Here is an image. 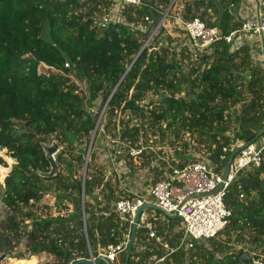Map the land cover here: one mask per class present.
I'll use <instances>...</instances> for the list:
<instances>
[{"label": "trees", "instance_id": "16d2710c", "mask_svg": "<svg viewBox=\"0 0 264 264\" xmlns=\"http://www.w3.org/2000/svg\"><path fill=\"white\" fill-rule=\"evenodd\" d=\"M171 1L142 0V6L122 10L126 23H111L100 29L94 26L93 18L107 13L114 0H0V146L15 160L4 185L0 183V205L5 211L0 219V256L9 254L14 258L9 264L40 262L14 253L22 243L33 255L48 253L56 258L54 264H71L89 260L91 255L98 257L107 246L130 238V225L114 211L116 189L103 174L90 173L95 167V155L87 163L84 180L69 177L63 181L57 175L43 178L37 173L50 170L40 145L50 136L63 137L68 147L80 152L74 157L78 165L85 164L87 150L82 142L97 132L99 112L89 111L96 100L105 105L109 120L118 111L140 120L139 125L132 124L134 118L130 117L120 121L117 136L130 150L143 148L141 138L147 136L148 126L155 136L159 134L160 142L165 132H170L172 142L180 134L197 133L199 149L204 148L208 161L218 164L220 170L230 154L224 153V148H231L238 139H253L264 127L263 69L252 63L248 46L231 51V46L221 41L192 60L186 50L178 53L172 45L174 39L167 36L165 43L157 42V50L153 46L140 52L151 26L159 22L163 16L160 12ZM243 2L186 0L184 18L199 17L209 27L228 35L242 24L238 11ZM145 16L150 17L151 25L141 31L136 27ZM162 32L163 29L159 39ZM66 63L70 68H65ZM40 65H45L47 71L39 72ZM247 72L250 78L244 77ZM160 89L164 99L152 101L151 110L145 111L141 103L149 93L159 97ZM248 96L250 100L246 102ZM238 105L241 112L234 113L235 132L231 137L226 114ZM142 120L149 125L146 127ZM107 126L106 123L104 127ZM148 140L144 141L146 146ZM182 146L184 153L174 154L184 157L179 167L193 158L189 142ZM222 155L226 157L224 161L220 160ZM0 165L6 166L1 158ZM66 168L71 172L72 163H66ZM155 175L152 184L163 178V172L155 169ZM54 180L59 182L48 184ZM99 188L101 192L97 194ZM44 194H53L56 206H64L67 213L34 217L26 208L39 204ZM240 194L244 195L242 199ZM224 202L231 210L224 229L227 235L248 229L253 236V247L248 252H264V163L238 175ZM177 225L169 219L163 239L172 249L181 236V232H175ZM146 231L137 229L128 264H154L167 255L163 246L145 236ZM215 238L207 240L212 243L210 251L202 241H196L193 257H206L203 264H244L241 257L247 253L245 250L236 251L229 241L216 243ZM170 262L197 264L184 250L166 256L164 264Z\"/></svg>", "mask_w": 264, "mask_h": 264}, {"label": "built area", "instance_id": "2783aa9c", "mask_svg": "<svg viewBox=\"0 0 264 264\" xmlns=\"http://www.w3.org/2000/svg\"><path fill=\"white\" fill-rule=\"evenodd\" d=\"M179 1L172 0L168 8L160 12L163 15V21L175 23L176 28L180 31L177 39L173 38L172 44L178 53L186 50V53L192 56V60H197L199 55L208 53L221 41L231 46V51L243 46H248L251 51L250 40L255 39L262 49L263 62L260 66L264 71V0H244L238 11L242 24L228 35H223L217 27H209L199 17L186 20L184 18L185 3ZM247 3L250 6H247ZM142 5V0H114V5L107 13L94 16L93 24L97 28L105 29L111 23H126L122 16V10L127 6L140 7ZM150 24V17L145 16L142 23L136 28L146 31ZM244 38L247 41H244ZM143 47L145 48L146 45L144 44ZM64 66L70 68L69 63ZM43 67L48 69L45 65ZM70 77L73 78L74 75H70ZM236 146L240 145L234 144L231 148H224L223 152H231ZM119 152L117 151V153ZM139 153L141 150L131 149L130 151L132 155ZM225 158V155H222L220 160L224 161ZM174 162L175 166H170L167 172L163 173V178L152 184L147 192L148 198L142 194L130 192L128 196L120 197L114 204V211L122 220L128 222L131 228L138 210L145 204L159 207L160 212L165 215L163 222L169 223V219L175 216L179 220L182 231L175 249H169V246L163 242L167 232L161 235L157 225L153 222L158 221L157 216L153 212L151 213L156 209H145L140 214L138 221V228H145L147 237L163 246L167 251L166 256L181 249L185 252L189 251L194 247L196 241L210 240L224 231L231 218V210L224 202L228 189L242 172L251 167H259L264 163V133L258 140L246 148L240 149L235 155L229 168L227 180H223V170L219 169L218 164L196 160L179 167V162ZM6 176L3 179L1 177L2 185H4ZM239 197L242 199L244 195L240 194ZM129 240L130 238H127L118 244L107 246L99 256H105L110 263L115 264L119 256L125 254ZM245 254L250 255L253 264H264V252H247ZM166 256L157 259L154 264L164 262ZM90 258L96 257L91 255Z\"/></svg>", "mask_w": 264, "mask_h": 264}, {"label": "rangeland", "instance_id": "374dc122", "mask_svg": "<svg viewBox=\"0 0 264 264\" xmlns=\"http://www.w3.org/2000/svg\"><path fill=\"white\" fill-rule=\"evenodd\" d=\"M186 0H180L179 2H183ZM247 6H250L249 3H247ZM202 10H200L201 12ZM140 25V24H138ZM151 25V24H150ZM176 24L171 21H163L162 18L159 20V22L156 25L151 26L149 30V35L147 39L145 40L146 47H153V50H157L159 46H157V42L163 41L165 43L166 37L176 38L180 34L179 29L176 28ZM163 29L164 32L162 35V38L159 39L160 30ZM244 41H247L246 38H244ZM250 44L253 46V40H250ZM166 45V44H165ZM252 57L254 65H256L259 69L261 68V64L263 62L262 59V49L258 47L257 50L252 51ZM187 65V62H185ZM260 64V65H259ZM47 69L43 67V65L39 66V72H46ZM188 71V70H186ZM261 75H264V71L261 73ZM74 79V77L72 78ZM167 94H170L168 91ZM183 95V94H181ZM158 97L152 93H149L145 100L141 103V106L143 105L145 111L151 110L153 106L149 105L152 101L157 102ZM250 100V96L246 98V102ZM149 105V106H147ZM105 105L101 103V100H96L93 103V106H91L90 110L93 114H96L99 112V118L97 120V132H92L91 136L89 138H86L82 144L83 147L86 148L87 152L89 151V154H87L83 157L85 163H89L91 160L92 155H95V159L92 162V169L90 170V173L93 175L95 174H103L105 181H108L111 186L116 189V194L118 195V199L123 196H127L126 194H121L122 192H133L137 194H142L144 197L148 198L147 192L152 186V181L155 178V169L158 171H162L163 173H166L168 168L170 166H175V162H179L180 160H183L184 157L182 155H176L174 157V154L176 153H184V147L182 146L183 143L189 142L190 148H189V154L192 155V160H204L208 161L207 152L204 148L199 149V144L197 141L199 140V136L197 133L193 135H185L180 134L178 140L175 142H172L169 140L170 132H165L166 136L163 141L160 142L159 134L156 136L151 132L150 127L148 126V123H145L144 120H142L143 123L146 124V127L148 126L147 130V136H143L141 139V144L143 145V148L141 149V153L137 155L129 154L131 151L129 149V146L126 143H123L118 138V132L120 130V121H128L129 117L134 118L132 124L139 125L141 124L140 120L136 117H131L128 112L123 113L121 111H118L117 114L112 118V120L108 119L107 114L105 113ZM241 112V106L238 105L235 108H231L226 116L229 120L230 125V132L228 135L231 137H234L233 128L235 127L233 123V118L235 117L234 113H240ZM231 117V118H230ZM146 121L149 120L145 119ZM108 124V126L105 128L104 125ZM162 127H164V123H162ZM60 136V134H59ZM60 138V139H59ZM56 137V136H50L46 139V144L51 145L53 142L57 143L59 145V149L57 154L60 155V162H58L59 168L57 176L61 178L63 181H66L69 177L76 178L78 180H82L84 177H87V172L85 175V164L81 167L78 165V163L74 160V157L78 156L80 152L76 149H71L68 147V145L63 141V137ZM148 138V144H144L145 139ZM239 140V139H238ZM241 143L244 142L243 140H240ZM145 145V146H144ZM117 151H120L121 154L117 153ZM143 151V152H142ZM54 157H56V155ZM6 155V149L4 150V155L0 157L7 167L9 166L8 162L4 159V156ZM7 156V155H6ZM10 157V156H9ZM11 158V157H10ZM192 160L190 162H192ZM72 163L71 172H69L66 168V163ZM189 162V163H190ZM210 162V161H208ZM15 164V160H12V168ZM11 168V169H12ZM1 174H0V181H1ZM58 180H54L53 182H48V184L55 185L58 183ZM2 183V182H0ZM97 194H100L101 188L97 189ZM1 193V189H0ZM56 198L53 196V194H44L41 198V202L39 204H36L34 206H28L26 208L27 211H31L34 217L38 218H44L48 215L51 216H63L67 212L63 208L56 206ZM65 205L69 208V210H72V206L68 204L67 202H64ZM47 206V208H44ZM2 206L0 205V219L2 217V213H4ZM155 216L160 215L165 218V215L160 212L153 210L151 213ZM174 222L179 224V220L174 219ZM28 223H30L28 221ZM175 232H181L180 225H177L175 227ZM173 233V232H172ZM243 235V238H240V235ZM181 237V236H180ZM179 237V238H180ZM253 240V236L251 234V231L246 229L244 232H232L230 236L227 235L225 231H222L218 236L215 238L216 243H227L229 241V244L235 248V250L243 249L245 252L251 251L250 247H253V244L251 241ZM202 243L206 246L207 250H212L211 242L209 241H202ZM169 249H172L169 247ZM183 250V249H181ZM177 252V251H176ZM196 249L195 246L189 250L186 251L185 254L188 255V257H191L192 260H194L197 264H203L206 262V257H203L202 255L193 257L195 254ZM14 253L22 254L24 259H29L32 257H35V259L39 260L38 264H54L56 262V258L52 255H49L48 253H40L38 255H34L31 257H27L29 254L27 248L25 247V243H22L17 249H15ZM208 253V252H207ZM205 252L204 254L207 255ZM2 256V255H1ZM11 257V256H10ZM122 259V258H121ZM10 260H14V258L11 257V259H5L0 264H9ZM153 260V259H152ZM151 260V263H154ZM171 264H175V262H170ZM99 264V263H98ZM160 264V263H159ZM164 264V262L162 263Z\"/></svg>", "mask_w": 264, "mask_h": 264}, {"label": "water", "instance_id": "95a60500", "mask_svg": "<svg viewBox=\"0 0 264 264\" xmlns=\"http://www.w3.org/2000/svg\"><path fill=\"white\" fill-rule=\"evenodd\" d=\"M143 49H144V47L141 49L140 52H142ZM135 60L136 59H134V61ZM134 61H133V63H134ZM128 71H129V69L126 71V73ZM244 77L250 78V72L245 73ZM114 91H115V89H114ZM114 91H113V93H114ZM163 99H164V94H163V91L160 89L159 97H158L157 102H161ZM263 133H264V127L260 130V132L253 139H251L249 141H246L245 143L241 144L240 146H236V147H234L231 150V152H230V154H229V156L227 158V161H226V163L224 165L223 180H227L231 162L234 159L235 155L239 152V150L246 148L248 145H250L251 143H253L256 140H258V138ZM40 145H41V147H42V149H43V151L45 153L46 160L50 164V170H49V172L37 171V173L39 174L40 177H43V178H53V177H55L57 175L58 168H59V165L57 163V160L60 159V155L57 154L58 149H59V145L57 143H55V142H53L51 145H48V144L42 142ZM4 150L5 149L2 146H0V157L3 156ZM55 154H57L56 157H54ZM88 154H89V151L87 152V156H88ZM86 172H87V162L85 163V175H86ZM84 179H85V177L83 178V180ZM82 186L84 187V183H83ZM82 200H84V191H82ZM148 208H152V209H156V210L160 211L159 207H157L155 205H151V204H145L138 210V212L136 214V217L134 219V224H133V226L131 228V236H130V240H129V243H128V246H127V249H126V252H125V255H124V262L122 264H128L129 263V259H130L131 253H132V249H133V245H134V241H135V237H136V231H137V228H138V221H139L140 214L145 209H148ZM171 219L174 220V219H176V217L172 216ZM31 256H34V255L31 254V253H29L27 255V257H31ZM6 258L7 259H11L9 254H5V255L0 256V263H2ZM100 262H102L104 264H112L106 259L105 256H102V255L98 256L96 258H90L89 260L79 259V260H77V261H75V262H73L71 264H98ZM241 262L244 263V264H253V260H252V258L250 257L249 254H244L241 257Z\"/></svg>", "mask_w": 264, "mask_h": 264}, {"label": "crops", "instance_id": "0c3cea01", "mask_svg": "<svg viewBox=\"0 0 264 264\" xmlns=\"http://www.w3.org/2000/svg\"><path fill=\"white\" fill-rule=\"evenodd\" d=\"M258 44H257V42L255 41V39H253V46L251 45V49L252 50H257L258 49ZM251 50V51H252ZM260 65V64H259ZM243 143H245V141L244 142H242L241 143V141L240 140H237L236 142H235V145H241V144H243ZM157 218H158V221H153L157 226L158 225H162V230H160V228H159V233L161 232V235L163 234V233H165V232H167V229H168V226H169V223H167V222H163L162 220L164 219V217H162V216H160V215H157ZM158 223V224H157ZM179 225V224H178ZM164 230H165V232H164ZM167 234V233H166ZM145 236H147L146 234H145ZM147 238V237H146ZM148 239V238H147ZM164 242V241H163ZM166 244V243H165ZM121 258H122V255L121 256H119V258H118V261L115 263V264H121Z\"/></svg>", "mask_w": 264, "mask_h": 264}, {"label": "bare ground", "instance_id": "6f19581e", "mask_svg": "<svg viewBox=\"0 0 264 264\" xmlns=\"http://www.w3.org/2000/svg\"><path fill=\"white\" fill-rule=\"evenodd\" d=\"M4 155V154H3ZM4 159L8 162L9 166H3L0 165V174L2 176V179L6 176V174L11 170L12 168V158H10L9 156H4Z\"/></svg>", "mask_w": 264, "mask_h": 264}]
</instances>
